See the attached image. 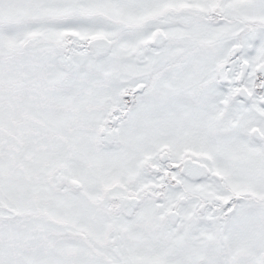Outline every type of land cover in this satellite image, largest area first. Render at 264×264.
Wrapping results in <instances>:
<instances>
[{
	"label": "snow or ice",
	"instance_id": "1",
	"mask_svg": "<svg viewBox=\"0 0 264 264\" xmlns=\"http://www.w3.org/2000/svg\"><path fill=\"white\" fill-rule=\"evenodd\" d=\"M0 264H264V0H0Z\"/></svg>",
	"mask_w": 264,
	"mask_h": 264
}]
</instances>
